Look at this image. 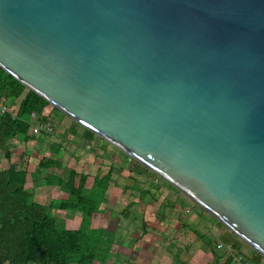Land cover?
I'll return each mask as SVG.
<instances>
[{"label": "water", "instance_id": "1", "mask_svg": "<svg viewBox=\"0 0 264 264\" xmlns=\"http://www.w3.org/2000/svg\"><path fill=\"white\" fill-rule=\"evenodd\" d=\"M0 68L264 259V0H0Z\"/></svg>", "mask_w": 264, "mask_h": 264}, {"label": "crops", "instance_id": "2", "mask_svg": "<svg viewBox=\"0 0 264 264\" xmlns=\"http://www.w3.org/2000/svg\"><path fill=\"white\" fill-rule=\"evenodd\" d=\"M62 125L64 132L69 133L68 138L62 135L58 137L42 135L34 141L20 143L13 152L25 153L24 163L28 164L29 168L33 154L41 151L45 153L43 154L45 157L50 156L51 146L59 145L61 149L58 153L52 151L54 153L52 158L56 161L55 166L41 171L40 177L52 174L67 181L70 170H75L87 177L83 192L85 196L95 195L98 188L96 179L108 175V180L101 182L106 187L104 199L91 221L96 215L101 214L106 206L125 209L130 216L128 222L133 225L140 223L141 235L134 236L132 246H129L133 257L140 256L141 261L138 264H226L229 257H232L230 264H233V257L237 255L244 256L252 264V252L250 256L241 253L242 242L235 235L171 185L165 181L156 183L157 176L154 173L135 161L131 162L124 153L98 136L80 130L77 123L75 126L62 121ZM88 143H91V146ZM85 145L90 150L85 149ZM37 158L40 160L42 157ZM34 165L37 163L35 162ZM65 165L69 169L67 173L62 171ZM7 168L8 162L1 159L0 169ZM54 169L61 172H54ZM35 170L36 168L33 167V172L29 175V172L26 173L27 186L28 182L32 184L33 178L37 176L38 172ZM62 172L65 177L61 175ZM44 188L53 190V187H40L41 190ZM26 189L30 191L32 187ZM35 200L43 205H48L50 201L43 203L41 199ZM57 212L59 211L51 213ZM63 213L68 214V212ZM149 224L152 226L149 227ZM155 230L162 231L163 236H161L162 244L158 243L157 253L153 254L155 248L151 245V237H154L152 233L155 234ZM155 239L160 241L159 237ZM223 246L226 249L225 253L219 251ZM234 248H238L240 253L236 254L237 250ZM155 256L157 260H154Z\"/></svg>", "mask_w": 264, "mask_h": 264}, {"label": "trees", "instance_id": "3", "mask_svg": "<svg viewBox=\"0 0 264 264\" xmlns=\"http://www.w3.org/2000/svg\"><path fill=\"white\" fill-rule=\"evenodd\" d=\"M0 99L11 104L18 102L14 119L10 115H0V162L1 159L8 161V168L0 169V264L103 263L88 239L89 231L85 226L99 211L106 189L101 182L108 180L109 176L96 179L98 188L93 196L83 194L87 177L75 170H70L67 181L52 174L40 177L41 171L56 164L52 155L61 148L55 144L50 148V156L42 157L37 163L35 171L38 173L33 178L32 187H57L60 197L50 200L48 205L38 203L26 189L28 164L24 163L25 153L13 150L20 143L40 137L32 135L33 117L42 122L47 121L48 110L61 112L1 68ZM52 211L79 214L82 226L78 229L61 228ZM234 249L236 254L240 253L238 248ZM251 252L252 264H264L259 254ZM231 262L232 257H229L226 264Z\"/></svg>", "mask_w": 264, "mask_h": 264}, {"label": "rangeland", "instance_id": "4", "mask_svg": "<svg viewBox=\"0 0 264 264\" xmlns=\"http://www.w3.org/2000/svg\"><path fill=\"white\" fill-rule=\"evenodd\" d=\"M48 115L49 122H52L56 127V132L53 134V136H63L65 138L69 137L68 132H64L62 128H64V124L62 125V121L66 123H72L76 126V123L71 120L69 117L64 115L63 113H58L55 111L48 110L46 112ZM62 125V126H61ZM79 125V124H78ZM80 126V125H79ZM78 128L82 131H85L83 127ZM60 134V135H58ZM104 141V140H103ZM91 146V143H88ZM109 144V143H108ZM112 146V145H111ZM88 147V146H87ZM85 149L86 145H85ZM90 150V149H87ZM45 153L37 152L33 154L32 158L30 159L31 165L27 169L26 173L28 175L33 172V167L36 168L37 165H34L35 162L38 163L39 158L37 157H44L43 155ZM35 157V158H34ZM128 157V156H127ZM129 158V157H128ZM131 162V158H129ZM8 162V161H7ZM6 163V162H4ZM136 164V163H134ZM63 169V168H62ZM68 166L65 165L64 169L62 170L64 173H67ZM54 172H61V170L56 171L54 169ZM61 173L65 177L64 173ZM30 180V176L28 177ZM163 181V180H161ZM32 187L31 182H28V186L26 184V187ZM53 190L51 188H44L43 190L39 189H30L32 196H34L35 199H41L43 200V203H48L49 200L60 197V193L57 187H53ZM46 191V192H44ZM86 191V190H85ZM87 192V191H86ZM53 216L57 218V223L59 227L65 228V229H78L82 226L81 218L78 215H71V214H64L62 211H59L57 213H51ZM153 216V215H152ZM206 216V215H205ZM130 219L129 214L126 213V210L124 209H115L111 208L110 206H106L103 212L99 215H96L94 219H90L89 223L85 226L86 229H88V239L90 242H92L96 254L98 257L104 260L101 264H138L139 261H141L140 256L133 257V254H131V251H129V246H132V241L134 239V236L141 235V229H140V223L131 224L128 222ZM159 221V220H158ZM91 222V223H90ZM152 224H149V227H151ZM223 230H227L223 228ZM94 231L92 234L90 232ZM153 234V238L151 237V245L155 248V251L153 254L157 253L156 249L159 244H162L161 236H163V232L160 230H155V234ZM155 237H159L160 241L158 242ZM155 244V245H154ZM242 251L244 254L251 255V249L242 242ZM168 248V246H166ZM219 249V248H218ZM219 251L221 253H225L226 249L223 247H220ZM154 260H157V256H155ZM100 262V261H99ZM141 264V263H140Z\"/></svg>", "mask_w": 264, "mask_h": 264}, {"label": "built area", "instance_id": "5", "mask_svg": "<svg viewBox=\"0 0 264 264\" xmlns=\"http://www.w3.org/2000/svg\"><path fill=\"white\" fill-rule=\"evenodd\" d=\"M18 102L7 103L0 99V115H10L12 119L15 118L17 114ZM32 135L34 136H50L56 132V127L52 122L49 121H39L36 117L32 119ZM162 179L157 177L156 183ZM233 264H250V262L242 255H237L233 257Z\"/></svg>", "mask_w": 264, "mask_h": 264}]
</instances>
